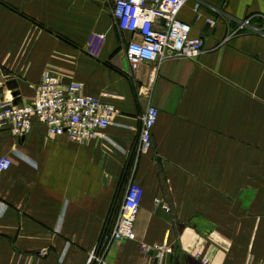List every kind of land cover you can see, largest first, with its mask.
I'll return each mask as SVG.
<instances>
[{
	"label": "crops",
	"instance_id": "obj_1",
	"mask_svg": "<svg viewBox=\"0 0 264 264\" xmlns=\"http://www.w3.org/2000/svg\"><path fill=\"white\" fill-rule=\"evenodd\" d=\"M113 2L0 0V100L15 90L27 101L50 69L115 107L107 138L73 142L38 121L20 138L0 131L12 159L0 177V264H87L130 181L143 188L135 239L109 241L101 264H202L197 253L264 263V31L233 23L264 19V0H203L198 14L188 0L179 18L202 51L161 61L151 83V64L125 58L131 34ZM148 103L158 117L139 152Z\"/></svg>",
	"mask_w": 264,
	"mask_h": 264
},
{
	"label": "built area",
	"instance_id": "obj_2",
	"mask_svg": "<svg viewBox=\"0 0 264 264\" xmlns=\"http://www.w3.org/2000/svg\"><path fill=\"white\" fill-rule=\"evenodd\" d=\"M188 0H114L112 13L118 27L131 34L124 47V55L130 67L141 63L151 64L148 79L151 83L154 68L161 61L180 57H195L204 44L203 38L191 35V25L179 18V12ZM193 11L198 14L203 0H192ZM210 24L212 20L206 19ZM250 18L239 21L235 31L250 27ZM115 107L97 97L85 94L77 82L64 83L58 72L45 70L33 94L25 102H14V96L0 100V131L7 130L20 138L30 129L33 121L46 127L48 135H65L73 142L83 143L92 138H107L105 129L110 125ZM158 109L148 103L141 117L138 134V151L151 149L152 130L156 124ZM12 164L8 154L0 156V177ZM143 195L142 186L130 181L124 191L121 209L110 232H103L87 258V264H101L102 251L109 241L135 239L134 222ZM156 202H160L157 200ZM165 210L169 206L163 204ZM145 249L146 246L143 245ZM153 248L169 252L166 246ZM202 264H209L206 255L197 253ZM264 264V263H257Z\"/></svg>",
	"mask_w": 264,
	"mask_h": 264
},
{
	"label": "rangeland",
	"instance_id": "obj_3",
	"mask_svg": "<svg viewBox=\"0 0 264 264\" xmlns=\"http://www.w3.org/2000/svg\"><path fill=\"white\" fill-rule=\"evenodd\" d=\"M249 18H250V21H249L250 27H247L243 30L256 31L255 29L257 28L258 31L259 30L264 31V19L261 16H254V17L250 16ZM241 20H243V19H241ZM241 20L233 22L234 24H236V28H237V25L239 24V21H241Z\"/></svg>",
	"mask_w": 264,
	"mask_h": 264
},
{
	"label": "water",
	"instance_id": "obj_4",
	"mask_svg": "<svg viewBox=\"0 0 264 264\" xmlns=\"http://www.w3.org/2000/svg\"><path fill=\"white\" fill-rule=\"evenodd\" d=\"M208 23H209V22L206 23L205 28H207V26L209 25ZM17 94H18V92L15 91V90L12 92V96H16ZM14 102H16V101H14Z\"/></svg>",
	"mask_w": 264,
	"mask_h": 264
},
{
	"label": "trees",
	"instance_id": "obj_5",
	"mask_svg": "<svg viewBox=\"0 0 264 264\" xmlns=\"http://www.w3.org/2000/svg\"><path fill=\"white\" fill-rule=\"evenodd\" d=\"M93 264V263H92Z\"/></svg>",
	"mask_w": 264,
	"mask_h": 264
}]
</instances>
